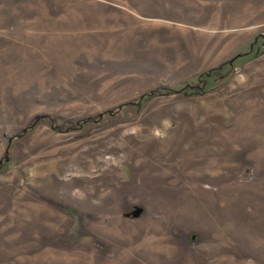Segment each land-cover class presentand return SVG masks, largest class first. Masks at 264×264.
Here are the masks:
<instances>
[{
    "label": "rangeland",
    "instance_id": "obj_1",
    "mask_svg": "<svg viewBox=\"0 0 264 264\" xmlns=\"http://www.w3.org/2000/svg\"><path fill=\"white\" fill-rule=\"evenodd\" d=\"M0 264H264V0H0Z\"/></svg>",
    "mask_w": 264,
    "mask_h": 264
},
{
    "label": "trees",
    "instance_id": "obj_2",
    "mask_svg": "<svg viewBox=\"0 0 264 264\" xmlns=\"http://www.w3.org/2000/svg\"><path fill=\"white\" fill-rule=\"evenodd\" d=\"M218 68H219V66L216 67V68L211 69V71L214 72V71H216ZM209 73H210V72H207V73H205L204 75L207 76V75H209ZM155 91H156V90H154V91H152V92H155Z\"/></svg>",
    "mask_w": 264,
    "mask_h": 264
}]
</instances>
